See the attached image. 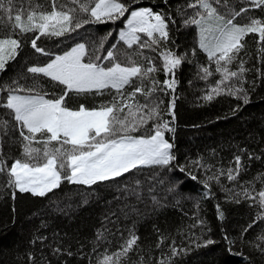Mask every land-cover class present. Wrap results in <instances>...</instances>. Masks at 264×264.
I'll use <instances>...</instances> for the list:
<instances>
[{
  "label": "trees",
  "instance_id": "16d2710c",
  "mask_svg": "<svg viewBox=\"0 0 264 264\" xmlns=\"http://www.w3.org/2000/svg\"><path fill=\"white\" fill-rule=\"evenodd\" d=\"M121 2L130 6L129 13L148 6L165 14L169 20L167 47L178 55L188 54L175 71L178 81L174 92L175 119L166 112L172 90L162 85L170 75L166 76L162 70L154 73L161 82L158 87L163 90L150 98L163 101V119L175 128L174 133L165 135L174 144L172 154L176 159L168 166H142L93 185L63 180L59 188L44 197L9 188L7 177L0 174V264H97L105 252L118 251L130 233L139 237L138 247L122 257L121 264H264V219H257L264 216V209L244 194L248 188L255 197L264 187V54L258 53L255 36L245 38L247 55L244 51L240 54L247 61L245 67L252 70L246 72L242 84L234 82L235 87L246 91L248 102H244L243 94L238 98L227 92L207 101L203 97L220 79V74L200 78V66L209 63L207 54L198 47L197 26L184 24L193 14V9L187 7L193 0ZM30 3L48 7L47 0H13L11 16L17 14L15 9H28ZM242 7L248 11L237 17L236 22L244 23L247 17L264 19V8L250 7L248 0H220L218 10L227 14ZM129 13L115 21L85 24L63 37H41L38 46L59 55L82 42L89 51L85 62L99 56L98 62L110 66L103 57L115 45L112 50L117 59L125 62L126 54L136 50L135 45L128 49L119 41V32L125 27ZM13 23L0 9V36L7 35ZM36 34L19 37L23 47L0 71V86L18 81L25 88L35 86V91L53 98L61 94L62 86L42 75L33 77L27 71L51 58L31 47L30 40ZM104 37L107 39L103 49L97 50ZM143 52L162 69L158 50ZM133 58L142 62L139 56ZM6 96L7 91L0 92V104ZM70 97L69 106L79 103L92 106L110 99L107 93L70 94ZM8 112L0 107V119L10 121L6 131L0 130L3 156L10 165L13 158L19 157L20 147L19 131L12 126ZM152 123L149 121L132 134H151ZM237 155L241 156L239 175L229 180L227 170L231 168L235 174ZM177 165L185 166L187 171L181 173ZM188 171L196 178L188 176ZM214 175L219 176L218 181L208 179ZM205 180L208 187L203 183ZM209 240L213 243L206 244ZM229 242H233L231 250Z\"/></svg>",
  "mask_w": 264,
  "mask_h": 264
},
{
  "label": "snow or ice",
  "instance_id": "6c2138e0",
  "mask_svg": "<svg viewBox=\"0 0 264 264\" xmlns=\"http://www.w3.org/2000/svg\"><path fill=\"white\" fill-rule=\"evenodd\" d=\"M219 3L220 0H193L187 5L193 9V14L184 20L185 25L197 26L198 47L207 54L209 61L207 66H200V78L207 79L214 73L220 74V79L203 99L211 101L215 96L227 92L238 98L239 94H243L242 98L247 103L246 91L242 87H235L234 82L242 84L246 72L252 70L245 67L247 61L240 55L242 51L247 55L246 37L254 35L258 53L264 54V19L247 17L246 22L238 23L237 17L245 14L248 8L242 7L239 11L230 10L222 14L218 10ZM248 3L250 7L264 8V0H248ZM47 4L48 7H44L42 4L30 3L26 10L15 9L17 14L12 17L13 0H0V9L14 20L12 30L0 36V71H4L8 62L19 55L23 47L20 36L38 33L31 38V47L37 53L51 58L42 66L33 65L27 71L33 77L42 75L62 86L61 94L53 98H48L47 93L35 91V86L25 88L18 81L0 86V92L7 91L0 107L9 110L12 126L19 131L20 155L13 158L10 165L3 156V137L0 136V174L7 177V186L20 193L44 197L59 188L63 180L93 185L142 166L170 165L176 159L172 154L174 144L165 138V133H174L175 128L170 126V121L163 119V101L150 99L155 92L163 90L158 87L161 82L154 73L162 70L166 76H171L162 85L172 90L166 112L174 120V92L178 83L175 71L188 54L178 55L167 47L169 20L165 14L148 7L132 10L127 16L125 28L119 32V41L128 49L135 45L136 50L126 54V61L122 62L112 50L116 47L113 45L103 57L110 63V66H106L98 62L101 60L99 56L85 62L89 51L83 43L57 55L46 52L38 46L37 41L41 37H63L85 24L118 20L129 13L130 6L121 0H47ZM106 39H101L97 50L103 49ZM144 49L159 51L162 69L144 55ZM195 53L196 49H193L192 55ZM134 55L141 57L142 62L134 59ZM105 93L110 99L92 106L84 103L69 106L67 103L70 94L103 96ZM149 121L153 122L151 134H132L147 126ZM9 123L8 120L0 119V130L6 131ZM235 162V174L233 169L227 170L229 180H235L239 175L241 156L237 155ZM176 167L181 173L187 171L185 166ZM223 174L220 172V175ZM187 175L196 178L190 171ZM208 179L218 181L219 176ZM203 183L208 187L207 180ZM252 190L255 191L254 188ZM15 194L13 191L12 195ZM244 194L264 209V187L255 197L251 196L248 188L244 189ZM219 216L222 219L223 213L220 212ZM257 219H264V216H258ZM200 224H204V221H200ZM138 240V236L130 233L118 251L111 254L105 252L102 258L97 259V264H121V258L127 257L134 247H138ZM163 240L164 237H161L160 242ZM232 243L229 242V250ZM172 252L176 254V249L173 248Z\"/></svg>",
  "mask_w": 264,
  "mask_h": 264
},
{
  "label": "rangeland",
  "instance_id": "374dc122",
  "mask_svg": "<svg viewBox=\"0 0 264 264\" xmlns=\"http://www.w3.org/2000/svg\"><path fill=\"white\" fill-rule=\"evenodd\" d=\"M222 4H224V3H222ZM143 7H144V6H143ZM147 7H148V6H147ZM137 8H141V7H137ZM137 8H134L133 10H135V9H137ZM148 8H151V7H148ZM254 8H255V7H254ZM153 11H154V10H153ZM155 12H157V11H155ZM129 14H130V13H129ZM126 19H127V18H126ZM238 23H239V22H238ZM125 26H126V20H125ZM124 28H125V27H124ZM81 43H82V42H81ZM77 44H79V43H77ZM83 44H84V43H83ZM75 45H76V44H75ZM75 45H74V46H75ZM74 46H73V47H74ZM41 66H42V65H41ZM21 94H24V93H21ZM165 138L168 139V138L166 137V135H165ZM170 142H171V141H170Z\"/></svg>",
  "mask_w": 264,
  "mask_h": 264
}]
</instances>
